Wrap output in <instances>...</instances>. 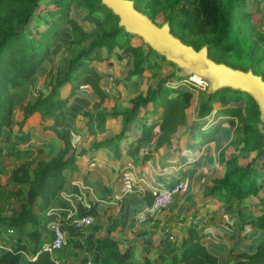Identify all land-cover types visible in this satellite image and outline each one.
<instances>
[{
	"label": "trees",
	"instance_id": "1",
	"mask_svg": "<svg viewBox=\"0 0 264 264\" xmlns=\"http://www.w3.org/2000/svg\"><path fill=\"white\" fill-rule=\"evenodd\" d=\"M133 1L137 10L139 7H149L146 14L138 11L152 21L159 10H168L171 13L178 10L180 17L170 15L167 18L174 36L193 47L194 44L200 48L207 45L209 58L212 54L220 56L221 60H214L215 62L244 71L252 70L264 80V72H259V64L254 58L250 57L246 61L223 59L224 54L236 52L246 44L247 36L243 39L241 32L246 29L249 34L256 29L255 22L252 23L254 15L257 13L264 18V12L259 9L256 13L244 10L248 0ZM40 3L44 4V8L35 13ZM72 3L86 10V20L93 23L95 30L82 33L79 25L68 19L69 26L80 32L81 41L87 44L73 56L70 67L63 76L48 85L47 93L40 94L35 102L22 107L21 115L14 118L13 92L36 74L48 56L49 42L57 36L54 24L49 23L45 17L67 18V9ZM49 6H52V10L48 9ZM40 22L46 24L44 29L39 28ZM130 36L118 27V18L101 5L100 0H0V160L7 158L18 163L10 172L9 182L15 189L8 198L20 203L18 213L8 220V231L12 233L7 232L16 234V240L0 244V250L3 251L0 264H54L50 255L42 249V244L49 241V234L42 226L47 223L48 210L68 187L70 175L79 172V160L86 155L84 152L76 153L74 134L69 130H61L65 124L63 110L77 94L90 95L98 100L93 104L92 111L82 113L86 118L85 127L90 137H94L96 132L104 133L108 119L121 118V130L116 139L111 138L91 145L86 156L88 164L94 161L100 151L107 148L113 149L114 157L111 158L114 160H119L124 155L132 158L135 164L144 163L163 145L172 147L177 142L174 139L175 134L186 123L193 93L183 91L175 85L169 86L166 83L169 80L151 88L146 96L138 94L132 98L128 109L121 112L106 111L109 95L103 89L102 77L94 70L92 63L105 60L101 54L102 49L110 53L115 48H125L136 57L131 74L140 75L144 71V57L138 47L130 45ZM196 36L202 39L196 41ZM255 36L264 44V35L255 33ZM148 49L151 51L149 47ZM177 81L181 82V78L177 77ZM65 85L68 86V91L63 94L62 87ZM244 99L249 101L242 106L239 102ZM34 114L40 116L41 129L53 132L62 141L61 148L47 160L37 159L35 150L41 151L42 148L32 145L33 127L26 122ZM211 115L221 122L206 128L202 120ZM143 116L139 134H131L130 126L136 125ZM195 119L202 122L194 123L188 132H193L191 139H196L197 148L214 143L220 134L229 132V128L237 123L242 135V152L255 153L250 163L242 168L234 164V159H225L220 154L218 161L224 164L225 172L222 177L211 179V184L204 189L202 202L207 204L217 199L233 202L241 207L244 200H254L261 195L256 202L251 203L257 209L254 215L240 220L243 229L257 230L261 233V238L253 252L235 250L231 264H264V186L263 180L257 181V177H264L261 174L264 170V134L258 129L263 124L259 120L257 105L248 94L240 91L222 89L214 94L200 91ZM14 127L17 129L14 130ZM154 134L158 138L155 146L149 148L148 144ZM197 134L198 138L195 137ZM145 146L147 148H143ZM196 162L198 160L192 166ZM123 170L120 165V175ZM182 178L183 175L178 181ZM133 191L140 193L148 207L153 204L154 197L148 189L139 190L135 185ZM69 193L79 195L76 186H72ZM96 207L92 205L86 211L77 203V215L61 221V228L66 233L71 249L91 254L93 264H138L134 259V249L139 237L136 241H126L125 246L111 239L110 234L116 229V221H111L112 224L106 229L107 236L102 238L95 237L101 231L99 227L94 226L89 233L85 232L87 229L76 230L75 221L86 215L96 217ZM190 212L191 215L183 213L177 218L182 222L190 218V221L187 223L186 232L178 241H174L168 264H220L219 256L206 246L204 232L199 229L197 210L193 208ZM238 212L241 213V210L238 209ZM25 233L29 240L23 236ZM144 264H150V261L145 259Z\"/></svg>",
	"mask_w": 264,
	"mask_h": 264
},
{
	"label": "rangeland",
	"instance_id": "2",
	"mask_svg": "<svg viewBox=\"0 0 264 264\" xmlns=\"http://www.w3.org/2000/svg\"><path fill=\"white\" fill-rule=\"evenodd\" d=\"M263 1V0H262ZM261 0H248L245 11L255 12L257 9L264 12V1ZM44 8V4L40 3L39 7L36 9L35 13ZM49 10H52V6L48 7ZM138 10L141 12L148 13L149 7L143 6L139 7ZM170 15H177L180 17L179 11L174 10L171 13L168 10H159L153 22L157 25H162L164 23H169L167 18ZM87 12L80 6L72 3L67 9V18H61V16H46V20L49 23H53L56 30L57 36L51 40L48 44V56L41 66L37 69L36 74L21 88L15 90L12 94V103L15 111L14 118L21 115V108L27 104H31L36 101L40 94H45L48 91V85L54 83L57 79H60L63 74L70 67V60L75 56L82 47H84L87 42L81 41L79 35L80 32H77L71 28L68 24V19L74 20L79 27L81 28L82 33H88L95 30L93 23L88 22L86 19ZM256 25V29L252 33L248 34V31L243 30L242 37L244 39L247 36L246 44L240 47L236 52H230L223 55L224 60L238 59L239 61H246L247 59L254 58L259 64V72H264V44L257 40L255 33L264 35V18L260 17V14H255L252 19V23ZM39 24V22H38ZM32 23L30 26L32 27ZM245 27H250L249 25H244ZM46 24L41 23L39 25L40 29H44ZM130 45L138 47L144 57V71L136 76L132 75L131 71L134 70V64L136 57L132 53L127 51L125 48H115L112 52L108 53L106 49L101 50L102 57L105 58L103 62L92 63V67L96 72H98L102 77V87L108 92L109 103L106 106V111L108 112H121L125 109L130 108V100L141 94L146 96L151 88H156L159 84L163 83L166 80H169L166 83H169V86L180 87L183 91H190L193 93V97L190 101V107L187 110L186 114V123L181 126L175 134V140H178V146L184 147L183 145L187 142L188 147L186 149V154L194 159L198 151L196 139H191L193 132H188L190 126L194 123H201L203 121L204 126L206 127L207 120L196 121V109H197V100L199 97V92L204 91L209 92L208 85L205 86L202 82L203 80H197L193 76L181 78V82L177 81L176 68L173 64L163 62V60L154 52L149 51L146 44L137 37L130 36ZM196 41H200V37H195ZM196 48H200L197 44H194ZM249 46V48H248ZM247 47V48H246ZM212 60H221L219 55H210ZM228 62V61H227ZM230 63V62H229ZM228 64V63H227ZM230 66V65H229ZM164 83V84H166ZM63 94H66L68 91V86L65 85L62 87ZM95 101L90 95L86 94H77L70 102V104L63 110L65 113V124L61 130H69L73 133V140L75 143L76 153H85V157L80 161L81 168H86L87 154L90 151L91 145L96 142L105 141L111 138L116 139L121 130V118L108 119L105 123V131L100 134L96 132L94 137H90L87 129L85 127L86 118L82 116L84 111H92L93 104ZM249 100L244 99L239 102L240 105H244V102L247 103ZM220 108H217V110ZM56 113H60L59 110H55ZM103 111V110H101ZM211 117V116H210ZM215 117V116H214ZM143 117L138 119V125L141 126ZM207 119V118H206ZM206 121V122H205ZM212 121V120H210ZM33 127L34 137L32 142L34 146L41 147V151L35 150V155L37 159L47 160L52 157L62 146V141L57 138V136L50 131H44L41 129V122L39 118L34 116L30 117L27 122ZM239 124L236 123L233 127L229 128V132L225 134H220L217 141L208 145L207 150L203 153L204 159L201 161L203 164V169L201 172L195 175V180L190 183H186L183 186L182 190L172 198L171 203L166 209L160 212L151 213L148 211V207L144 204L143 199L138 193H133L127 196L122 197L121 199H116L115 197L109 195L107 197V185L112 188H117L118 178H116V173L120 175L119 167L120 165L125 168L127 163H131L133 166V173L136 175L135 180L138 181V178L141 176L138 170L141 168L139 163L135 165L134 161L130 157L122 156V161L119 162L117 170L113 169L112 165H116V161L110 157H114L112 148H107L98 153L93 163L94 167H91L90 175L88 178H85V175L82 173H76L70 175L69 188L66 193L70 191L72 184H77L76 186L80 187L79 182H83V187H81L82 198L79 199L76 195H72L74 198L73 205L70 207L68 212H58L61 219H67L70 216H76V203H82L81 206L88 211L90 205L96 202V204H101L103 209L98 213L97 219L94 224L87 228L85 231L89 233L91 229L95 227L101 228L102 232H97L95 237L107 236L106 229L111 225V221H118L120 226L113 232L111 237L117 241L123 243L125 246L126 241L134 239L141 235V233L146 232L150 233L157 223L166 221L170 216L173 219L179 214L183 209L186 210V206H197L202 215H205L202 220L208 222L213 220L217 226L206 227L207 234L211 235L208 241L211 243L214 239V236L217 232L225 231L227 233L226 239H230L234 245H239L240 250H246L248 252H253L255 246L261 238V233L257 230H252L248 228L241 229L242 231V242L240 238H237L239 230L230 229L228 223H233L235 220H241V214L243 217L252 216L257 210L255 206H252L251 203L256 202L258 198H261V195H258V198L254 200L246 199L243 201L241 207H237L233 202L227 203L222 202L221 200H213L212 203L208 204L202 210V201L204 189L206 186L211 184V179L214 177H222L225 172V166L222 163H219V155L223 154L225 159H234V164L238 167H245L250 163L251 159L255 156V153L248 154L242 152V143H241V132L239 129ZM264 125H259L258 129L263 131ZM96 127V123L94 128ZM133 126H130V133L135 132L136 129H132ZM17 127H14L16 130ZM193 131V130H192ZM139 134V133H138ZM135 135V134H134ZM198 138L197 136H195ZM174 140V141H175ZM192 141V142H191ZM177 143V142H176ZM192 143V144H191ZM148 144V146H152ZM177 146V144H175ZM123 147V145H120ZM143 148H147L146 146ZM106 151L108 152L106 154ZM108 158V159H107ZM120 161V160H119ZM212 164H211V162ZM118 162V161H117ZM213 162L215 165H213ZM17 162L13 160H5L1 158L0 160V244H8L11 241L16 240V234H9L8 231V220L15 216L19 211V202L15 199H9L8 195L15 189L10 184V172L17 166ZM197 165V164H196ZM213 165V167H212ZM107 170L104 172L105 168ZM209 167V168H207ZM118 171V172H116ZM84 173V172H83ZM254 173V172H253ZM192 174V173H190ZM255 174V173H254ZM264 175V170L261 172ZM83 175V177H82ZM154 173H149L144 176V181L146 184L156 181L157 183L161 182L157 180ZM263 180L264 186V177H257V181ZM186 181V180H185ZM73 182V183H72ZM86 183V184H85ZM146 184H142L144 187ZM140 185V184H139ZM264 194V190H262ZM116 194V193H115ZM66 197V196H65ZM69 197V194H68ZM106 200V201H105ZM99 202V203H98ZM59 205H62L61 200L58 202ZM175 203V205H174ZM182 203L183 206L181 210H177L178 205ZM172 205V208H169ZM174 205V206H173ZM61 207V206H60ZM241 210V214L237 210ZM204 211V212H203ZM158 213H164L163 216H156ZM58 214V215H59ZM182 213L179 214V217ZM143 215L145 220L140 222L138 217ZM164 216L166 218H164ZM168 217V218H167ZM172 219V220H173ZM168 222V221H167ZM177 224V223H176ZM234 224V223H233ZM235 223L234 225H237ZM178 226V225H177ZM239 226V225H237ZM179 229L182 228L178 226ZM185 227V226H184ZM236 227V226H235ZM241 227V226H240ZM42 228L48 232L47 224L42 226ZM148 228V229H147ZM174 229L176 234L175 238L178 241L180 234L184 233L181 229ZM28 231L30 228L27 229ZM148 231V232H147ZM146 233L140 241V245L137 247V253H135V260L138 264H142L140 255L141 252L145 249L151 250L149 258L151 261L154 260L155 264H166V260L170 257L172 250L171 245L175 241L173 238L169 239L168 235L163 236L160 233L157 236L149 238ZM154 233V232H152ZM25 239L29 240L27 234L23 235ZM157 239H160L159 242ZM225 241V240H224ZM125 243V244H124ZM228 244L231 245L229 241ZM226 247L223 243L218 246V249ZM224 254H226L227 249H224ZM223 251L219 253L220 257L223 256ZM0 250V255L2 254ZM62 261H65L67 264H93V257L91 254L81 252L80 250L74 251L71 249V244L66 240V244L63 249L58 254ZM222 260V259H221ZM83 261H86L83 263ZM226 264L228 261H226ZM225 264V263H224Z\"/></svg>",
	"mask_w": 264,
	"mask_h": 264
},
{
	"label": "crops",
	"instance_id": "3",
	"mask_svg": "<svg viewBox=\"0 0 264 264\" xmlns=\"http://www.w3.org/2000/svg\"><path fill=\"white\" fill-rule=\"evenodd\" d=\"M34 117H36V118H39L40 119V116L38 115V114H34L33 115ZM205 120H207V123H206V128H210V127H212V124H214V123H220L221 121H220V119H217V118H215L214 117V115H211V117H208L207 119H205ZM210 120H212V121H210ZM206 122V121H205ZM132 129H136L135 130V132L133 131V132H131V134H135V135H138V133H139V129H140V125H138V121H137V123H136V125H134L133 127H132ZM157 138H158V135H153L152 136V138H151V144L150 145H152V146H149V148H153L154 146H155V143H156V140H157ZM150 143V142H149ZM175 144H177V146H175ZM175 144H173V146L172 147H170L168 144H166V145H163L155 154H154V156L150 159V160H148L147 162H144V163H139V165H141L140 167V169L138 170V172L140 173V175H143V176H146V174H149V173H154L156 176V179L157 180H160L161 182H159V183H161L163 186H165V187H170V186H172V185H174V184H176V183H178V182H182L184 185H185V182L186 183H190V181H194L195 180V175L197 176V173H199V172H201L200 170H202L203 169V164H201V161L204 159V155H203V153L207 150L206 148H208V145L207 146H204V147H202V148H198V151H197V153H196V157L194 158V159H192V158H190L187 154H186V149H187V147H188V143L186 142L183 146L184 147H180V144H179V146H178V140H177V143L175 142ZM177 147V149H175ZM108 152L106 151V154H107ZM98 155V154H97ZM111 158V157H110ZM108 159V158H107ZM112 159V158H111ZM122 156H121V158L119 159V160H115L116 161V165L114 166V165H112L113 166V169L114 170H117L116 169V167H118V164H119V162H121L122 160ZM5 160H9V159H7V158H5ZM198 160V162H196L197 163V165H194V166H192V163L194 162V161H197ZM118 161V162H117ZM211 162V161H210ZM127 164H131V163H127ZM211 164H212V162H211ZM94 163H93V161H92V163L91 164H87V166H86V168H84V169H82L81 168V165H79V172H77V173H82L83 175H85V178H88V176L90 175V170L92 169L91 167H94ZM132 165V164H131ZM136 165V164H135ZM213 165H215V163L213 162ZM213 165H212V167H213ZM163 167H165V168H163ZM105 168V170H104V172L106 171V174H107V170H109V169H106V168H108V167H104ZM207 168H209V167H207ZM84 172V173H83ZM116 172H118V171H116ZM184 173V174H183ZM190 173H192V174H190ZM76 174V173H75ZM161 174V175H160ZM74 175V174H73ZM83 175H82V177H83ZM182 175H183V178H182V180L181 181H178V178L181 176L182 177ZM119 176H118V174L116 173V178H118ZM119 179H120V177L118 178V185H117V188H112V186L111 187H109V185H107V191H108V195H107V197L109 196V195H111V196H113V197H115L116 199L119 197V195H118V190H119ZM186 180V181H185ZM73 183V182H72ZM79 185H80V187L78 186H76L77 184L75 183V184H72V186H76V188L78 189V194L79 195H76V194H70V193H68L69 194V197H68V194L66 193V191H67V189L69 188V186L66 188V190L54 201V203H53V205L51 206V208L48 210V213H47V215H46V217H47V225L49 224V223H51V222H53V221H55V220H60V221H64V220H66V219H61V217H60V214L58 213V212H68V211H70V207H72V206H74L73 205V201L72 200H74V198H72L73 196L72 195H76V197H78L79 199H81L82 198V193H81V187H83L82 185H83V182H79L78 183ZM86 184V183H85ZM71 186V187H72ZM71 187H70V191L69 192H71ZM140 188L142 189V188H144V186L143 185H140ZM140 188H139V190H140ZM116 193V194H115ZM134 193H138V192H135L134 191ZM139 195H140V193H138ZM66 196V197H65ZM141 196V195H140ZM176 196V195H175ZM141 198H142V196H141ZM143 199V198H142ZM61 200V204L62 205H59V201ZM106 201V200H105ZM144 201V200H143ZM99 203V202H98ZM210 203H212V202H209V203H207V204H205V203H203L202 201H201V205H202V210H206L205 208L207 207V205L208 204H210ZM82 203L80 202V205H81ZM144 204H145V202H144ZM180 204H182V203H180ZM92 205H96L97 207V215H98V213L99 212H101V210H105V209H103V207L101 206V204H96V202H94V203H92ZM92 205H90V207L92 206ZM146 205V204H145ZM174 205H175V203H174ZM173 205V206H174ZM61 206V207H60ZM77 206V203L75 204V207ZM147 206V205H146ZM182 206H183V204L182 205H178V206H176V208L178 207V209L177 210H181V208H182ZM148 207V206H147ZM84 208V207H83ZM169 208H172V205L169 207ZM193 208H195L196 210H197V212H198V216H197V220L199 221V223H200V226H199V229H201L203 232H204V235H205V237H204V240H205V243H206V246H207V248L211 251V252H213V253H215V254H217L218 256H219V258H220V264H226V262H225V260L226 261H228V263L227 264H231L232 263V259H233V257H234V254L232 255V253L235 251V250H240L239 249V245H234V243L229 239H226V237H227V233L225 232V231H223V232H217L215 235H213L214 236V239H213V241L210 243L209 241H208V239H209V237H212L211 235H208L207 234V230H206V227H209V226H217V224L213 221V220H209L208 222H205V219H204V221L202 220V218L201 217H203V216H205V215H202V211H200V209H198V207L197 206H186V210H182V211H180L179 212V214L180 213H188V215H191L190 213V210H192ZM72 210V209H71ZM86 210V209H85ZM204 212V211H203ZM237 212H238V210H237ZM239 213V212H238ZM59 214V215H58ZM179 214H176L177 216L175 217V219H173V217L170 215V214H168L167 216H170L168 219H166V221H162V222H160V223H157L156 224V226L152 229V230H154V231H152V232H154V233H152V232H150V233H146V232H143V233H141V235H139L138 237H139V239H138V243H137V246H136V248L134 249V253H137V247L140 245V240L143 238V237H146V236H144V234L146 233V235L149 237V238H152L154 235L155 236H157L159 233L161 234V235H163V236H166V235H168V237H169V239H171V238H173L175 241H176V239L177 238H175V236H176V234L174 233V229L175 228H178L179 229V227L178 226H181L182 228H180L183 232L185 231L186 232V226H187V223L190 221V218L186 221V222H182L181 220H177V218H179ZM241 214V213H240ZM163 215H165L164 213H158V214H156V216L158 217V216H163ZM166 216V215H165ZM164 216V218H166ZM181 216V215H180ZM71 217H74V216H70V217H67V219L68 218H71ZM241 217H242V219H245V217H243V215L241 214ZM97 219V216L95 217V220ZM173 219V220H172ZM241 219V220H242ZM168 221V222H167ZM117 222V226H116V229L118 228V226H120V223L118 222V221H116ZM177 223V224H176ZM235 223H238L237 225H239V226H237V225H234ZM233 223H228L229 224V227H230V229H233L234 228V230H239V233H238V235H237V238L239 239L240 238V241L239 242H242V240H244V239H241V237H242V231H241V229H243L242 227H243V225L240 223V220L239 219H237V220H235V222H233ZM111 224H112V222H111ZM178 225V226H177ZM185 226V227H184ZM236 226V227H235ZM241 226V227H240ZM115 229V230H116ZM148 229V228H147ZM179 229V230H180ZM114 230V231H115ZM252 230H254V229H252ZM114 231H112V233L110 234V238L111 239H113L112 237H111V235L113 234V232ZM99 232H102V230L101 231H99ZM148 232V231H147ZM184 232V233H185ZM184 233H182V234H180V236L181 235H183ZM226 236V237H225ZM101 238L103 237V236H100ZM137 238V237H136ZM113 240H116V239H113ZM131 241H133L134 239H130ZM158 240V242H159V240L160 239H157ZM225 240V241H224ZM117 241V240H116ZM231 242V245L230 244H228V242ZM174 243V242H173ZM173 243H172V245H173ZM224 244V245H226V247H223V248H221V249H218V246L219 245H221V244ZM172 245H171V250H172ZM224 249H227V251H226V254H224ZM221 250L223 251V256H222V258L220 257V255H219V253L221 252ZM151 253V250H147V249H145L144 251H142L141 252V254H142V256L140 255V257H142L141 258V262H142V264H144V260L145 259H148L149 261H150V264H155V262H154V260L153 261H151V257L149 258V254ZM172 254V253H171ZM171 256V255H170ZM169 258V257H168ZM168 258H167V260H166V264H168ZM222 259V260H221ZM64 263H66L65 261H64ZM67 264V263H66ZM140 264V263H139Z\"/></svg>",
	"mask_w": 264,
	"mask_h": 264
},
{
	"label": "water",
	"instance_id": "4",
	"mask_svg": "<svg viewBox=\"0 0 264 264\" xmlns=\"http://www.w3.org/2000/svg\"><path fill=\"white\" fill-rule=\"evenodd\" d=\"M100 3L118 18V27L124 33L139 37L152 52L173 64L178 78H200L212 94L222 89L248 94L255 101L264 125V80L260 75L215 62L208 56L207 45L196 49L185 44L171 33L169 23L155 24L135 8L133 0H100Z\"/></svg>",
	"mask_w": 264,
	"mask_h": 264
},
{
	"label": "built area",
	"instance_id": "5",
	"mask_svg": "<svg viewBox=\"0 0 264 264\" xmlns=\"http://www.w3.org/2000/svg\"><path fill=\"white\" fill-rule=\"evenodd\" d=\"M202 83L205 86L208 85L205 81H203ZM133 169L134 168L131 164H127L123 172L121 173L118 190L119 197L117 199H121L124 196L132 194L135 185L139 189L140 185L146 184L143 175L138 178V181L135 180L136 175L133 173ZM183 186L184 184L182 182H179L170 187H165L161 183L152 181L151 183L146 184L144 188H140V190L148 189L151 192L154 200L153 204L148 207V211L154 213L166 209L171 203L172 198L182 190ZM138 219L140 222H142L145 220V217L143 215H139ZM94 222V216L86 215L75 221V228L76 230H85L92 226ZM47 228L49 241H46L42 244L43 251L50 255L54 264H66L58 256V254L66 244V233L61 228V221L59 219L55 220L49 223L47 225ZM8 232L12 233V231Z\"/></svg>",
	"mask_w": 264,
	"mask_h": 264
},
{
	"label": "bare ground",
	"instance_id": "6",
	"mask_svg": "<svg viewBox=\"0 0 264 264\" xmlns=\"http://www.w3.org/2000/svg\"><path fill=\"white\" fill-rule=\"evenodd\" d=\"M193 77H195V76H193ZM195 78H196L197 80H199V79H200V78H197V77H195ZM200 80H201V79H200ZM200 80H199V81H200Z\"/></svg>",
	"mask_w": 264,
	"mask_h": 264
}]
</instances>
